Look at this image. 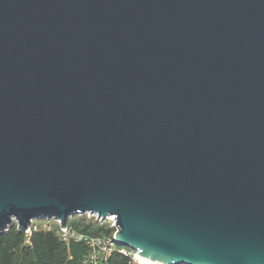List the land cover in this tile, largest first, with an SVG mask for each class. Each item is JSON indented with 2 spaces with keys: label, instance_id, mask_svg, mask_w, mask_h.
<instances>
[{
  "label": "water",
  "instance_id": "obj_1",
  "mask_svg": "<svg viewBox=\"0 0 264 264\" xmlns=\"http://www.w3.org/2000/svg\"><path fill=\"white\" fill-rule=\"evenodd\" d=\"M87 212L264 264V0H0V232Z\"/></svg>",
  "mask_w": 264,
  "mask_h": 264
},
{
  "label": "trees",
  "instance_id": "obj_2",
  "mask_svg": "<svg viewBox=\"0 0 264 264\" xmlns=\"http://www.w3.org/2000/svg\"><path fill=\"white\" fill-rule=\"evenodd\" d=\"M33 223L31 234L19 230L14 222L8 231L0 232V264H87L84 256L86 245L76 242L66 243L57 235L59 225L43 227ZM69 224L78 232L91 235H113L115 227L111 223H99L80 214ZM129 257L119 252L110 259L113 264H128Z\"/></svg>",
  "mask_w": 264,
  "mask_h": 264
},
{
  "label": "built area",
  "instance_id": "obj_3",
  "mask_svg": "<svg viewBox=\"0 0 264 264\" xmlns=\"http://www.w3.org/2000/svg\"><path fill=\"white\" fill-rule=\"evenodd\" d=\"M83 214H86L89 219H92L93 221L96 220L99 223H111V225L115 227L113 235H91L82 231L78 232L77 230L72 228L69 222L66 227H62V222L60 220L54 218L51 219L59 225L57 235L60 236L63 241L68 244L70 242H83L86 245L88 251L84 256V261L87 264H113L110 263V259L116 252L127 255L129 257L128 264H145L143 258L139 256V253L136 250L126 245H120L116 241L115 232L117 231V224L115 216L107 217L108 219H110L108 221L106 218H102L96 213L92 214L90 212H87ZM32 222L34 223V221ZM32 226L26 230L28 234H31Z\"/></svg>",
  "mask_w": 264,
  "mask_h": 264
},
{
  "label": "rangeland",
  "instance_id": "obj_4",
  "mask_svg": "<svg viewBox=\"0 0 264 264\" xmlns=\"http://www.w3.org/2000/svg\"><path fill=\"white\" fill-rule=\"evenodd\" d=\"M78 216H80V215H73L72 217H70L69 218V221L70 220H72V219H76ZM108 221L110 220V219H108V218H106ZM96 221V220H95ZM34 222H37L36 223V225L37 224H40L41 226H43V227H47V228H49V227H52V225H54L55 224V222L51 219V220H47V219H37L36 221H34Z\"/></svg>",
  "mask_w": 264,
  "mask_h": 264
},
{
  "label": "bare ground",
  "instance_id": "obj_5",
  "mask_svg": "<svg viewBox=\"0 0 264 264\" xmlns=\"http://www.w3.org/2000/svg\"><path fill=\"white\" fill-rule=\"evenodd\" d=\"M144 260V263L145 264H161V263H158V262H152V261H149V260H146V259H143Z\"/></svg>",
  "mask_w": 264,
  "mask_h": 264
}]
</instances>
